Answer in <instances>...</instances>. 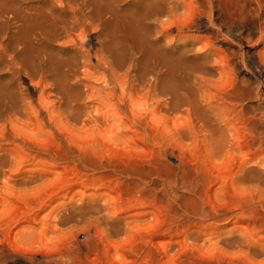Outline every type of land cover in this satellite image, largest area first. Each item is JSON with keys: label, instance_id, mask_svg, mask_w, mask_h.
I'll list each match as a JSON object with an SVG mask.
<instances>
[{"label": "rangeland", "instance_id": "374dc122", "mask_svg": "<svg viewBox=\"0 0 264 264\" xmlns=\"http://www.w3.org/2000/svg\"><path fill=\"white\" fill-rule=\"evenodd\" d=\"M98 1L100 6L97 5V12L95 11L90 18V20L92 19L90 21L92 26L86 29L84 33L86 34V38L81 43L85 44L83 48L91 54L98 47L95 39L97 36L101 37V39L105 40V45L107 44L106 46L113 50V55L104 57H107L106 62L110 63V67L114 69L115 73L118 76L123 75L122 78L125 77V74L131 75L129 80H133L134 78L139 82L144 83L145 81V85L155 83L156 81L154 82L153 80L157 77L156 73L159 74L165 70V73L168 75L163 74L165 75L163 76L165 78L163 90L165 87L168 89L173 88L175 95H177V99L173 103L177 106L174 105L171 108V104H169L165 107L162 101L168 100L169 96L163 94L164 97L158 96V99L161 100V105L157 107V111L159 112L157 119L153 118L152 113L147 116L146 120L148 121L146 123L149 124V127L158 129L163 137V142L161 141V147L158 150L150 144L143 145V142H141L135 131L124 126L117 125L115 126L116 128L113 126L115 129L112 127L110 130L107 127H103L100 129H103V133L101 134L97 133V130L95 132L91 131L90 134L89 132L84 133L82 120L87 115H93L96 108L92 106L97 107V102L95 103V100L91 99L90 102L84 95L83 99L85 97L87 100L84 99L82 102H79V104L84 105L80 107L79 116L75 117L74 111L69 110L71 109L69 106L71 104L74 105V103L64 104L66 102V98H64L66 95H62L65 90L68 92L76 91L72 87L76 88L77 91L83 90L86 92L87 88L89 89L90 87L86 84H94L95 81L92 80L98 75L94 76L95 74L93 75L92 73L96 72L91 70V73L89 70L91 75L88 73V78H86L87 74L86 76L82 75L83 73L80 74L83 68L79 67L82 71L78 69L77 76H74L76 80L72 76L68 80L64 78L62 80V84L64 83L62 87L70 89L67 88V90L65 88L64 91H61V97L64 100L58 101L53 96V98L51 97V99L49 98L50 100H47L51 104L45 102V110L47 108L48 114L54 115L52 119L54 118L55 120L56 117L58 119L59 115H62L61 119H59L60 121H58H63V123L58 124L59 127L57 126V129H55L57 133L51 127L48 130V125L44 121V123L42 122L41 117L35 119L34 114L30 116V122H28L25 115L13 112L11 109L14 108H11L9 105L11 103L15 105L16 102H19L17 100H19L18 92L20 93V91L17 90H20L22 87L28 93L29 98L27 101L32 104L34 110L37 109L38 111L39 108H36L35 104L38 97V89L34 90L29 85L30 82L25 75L22 74L19 75L20 78H16L11 75L8 69H5L6 67L8 68L7 62H4L7 59L6 57L13 55L11 52V45L13 44L10 41V36L13 39L14 28H11L9 25V30L5 29L3 31L1 27L0 47L6 50V56H1L0 60V103L2 99L4 101L0 105L3 109H0V116L2 112L3 116L1 117H4V115L6 117L9 113L16 114L13 115L19 124L27 123V129H29L27 130L28 135L33 140L39 142L40 148L53 155L60 156L62 155L61 150L74 149L76 145L79 146L86 143L96 145L98 143L99 151L95 149L98 154L95 153L94 157L92 154L87 155L88 157L91 155V159L93 157L92 160H96V157L100 159L96 160V162H102L103 168L97 173L87 172L86 178L89 179L87 181L83 178V174L79 173V169L71 163L63 167L58 166V168H50L42 164L43 167H41L38 164L30 170L29 174L25 173V169L23 168L20 172L13 170L12 174L9 162H6L0 169V240L2 239V243L0 244V264H264V207L258 202H254L253 204L249 200L248 188L254 185L253 182L240 184L237 191H232L231 186L227 185L217 194L215 199H211L212 201L210 200V202L204 199L203 203H199L198 207H195L191 203H183L184 200L192 198L193 193L198 190V186L190 178L189 171L193 160L192 153L194 152L192 126L195 124L202 125V123H197L194 120L200 114H202L200 116L202 118L200 119L203 120L204 118L203 121L213 125L209 129L202 128L201 130L204 129L203 131L207 132L204 134L202 131L200 136H209L211 132V134L215 135L216 139L231 142L235 137L241 136L240 117L238 116L239 114L241 115L239 113L241 109L240 104L243 105L244 109L242 113H245L246 117L254 116L261 121L258 122L260 136L256 140L254 148L261 149L260 155L264 159V101L260 98V95H264V66L256 58V52L260 51L261 47L249 42V40L254 42L258 38V27L264 28V0H211L210 24L208 23L206 14L203 13V11H208L207 8H204L203 1L193 0L197 2L195 3V7L198 8L200 5L201 8L197 9L193 16V21L188 24L189 27L187 25V27L183 28L182 35L185 41H187L184 42L182 39L176 40L168 47L162 41L156 44L153 42V39L151 40L152 42L150 40L148 42L147 39L146 41L151 44L147 45L145 36H150L154 32L152 28L153 21L140 20L141 7L139 4L130 3L133 5H125L127 4L126 0H114L113 3V0L110 2ZM10 2L14 3V0H9L8 4ZM13 3L5 6L7 8L5 9L7 10L6 12L13 11ZM37 4L32 3L35 6ZM119 8L120 10L122 8V10L120 11ZM123 10L125 12L121 13ZM182 12V9H179L177 14L181 18L177 17V19L179 20L180 18L183 21L185 19L184 17L182 18ZM119 14L120 16H118ZM126 14L135 17L137 15V18L132 16V20L131 16ZM5 17L10 18L7 14H5ZM1 20L5 21V18ZM185 22L183 21V23ZM140 24L143 27L145 26L144 29ZM140 27L142 28L140 31L143 30L145 32L141 33V36L143 37L144 34L145 36L141 39L142 37L139 35L138 39L140 38V40H138L136 36L140 33L137 34L136 31ZM30 28L33 27L31 26ZM168 35H171L170 37L177 35L175 27L170 29ZM133 37H136L135 43L139 42L138 44H133L135 40H132ZM119 40L120 44L117 42ZM198 40L209 43L213 51L211 54L213 55L203 56L202 53H204L205 49L200 47L202 44L198 43ZM35 41L39 45H36ZM143 41L144 43H142ZM65 42L66 40L64 39H58L50 44H47V42L41 44L37 38L32 39L30 43H32L33 48L28 49V56H31H29V59L34 58V60L32 59L34 65L38 57L39 60L42 58V61L44 58H47L51 63L56 58H66L70 55H68V50L62 47L65 45ZM192 42L193 44H191ZM140 43L145 46H139L141 45ZM132 44L134 46L138 45L136 47H142L140 50L137 48L140 52ZM152 45L154 48H151L153 47ZM58 46H61L63 50ZM130 46L132 47L130 48ZM158 49L161 51L166 49L167 52L163 50L165 53L159 54L161 51ZM114 50L115 53L118 51L120 56L118 60L116 59L118 56L114 53ZM125 51L126 53L122 57L121 54H124ZM195 51H198V53ZM181 52L185 55H182ZM188 52L195 55H189ZM50 53H52L53 57L55 56V59L49 56ZM147 53L150 54L147 55ZM168 53L170 56H167L169 58L174 57L175 61L164 58L167 57L166 54ZM216 53L220 57L224 55L229 56L228 61L232 66L233 78L237 79L239 81L238 86L247 90L251 96L245 99V101H238L239 104L234 111L228 105V102L226 103L223 100L226 103L225 105L222 104L224 103L222 101L217 102L220 99L217 96V88L214 89L212 83L218 80V76L216 72L212 70L208 71V69L206 70L203 67L205 63L208 62L210 64L213 62L212 59ZM38 54H42V56H38ZM142 54L147 58L151 54L153 55L146 60L147 58L144 56L146 59H143ZM156 54L157 56L155 57ZM161 55L162 57H160ZM92 56L93 53L90 55L89 62L91 65H94L95 62L93 60L95 61V59ZM47 59L43 62H46ZM168 59L169 61H167ZM194 59L198 60V63ZM144 60L147 62L153 61L154 65L151 64L153 68L150 66V63L147 64ZM158 60L159 63L157 62ZM206 60H210V62H206ZM120 61L123 62L118 63ZM143 62L150 66H148L149 70L145 69L147 66ZM168 62L175 68L173 69L170 66L171 71L174 70V72L172 71L173 73L169 70ZM33 65L31 64V66ZM165 66L168 67V70ZM142 68L145 69V72H142L144 71ZM141 72L144 73L143 75H146L144 77L143 75L141 76ZM154 76L155 79H153ZM36 79L34 78V80ZM49 79L51 80L50 77ZM49 79L46 81L48 84H50ZM78 79L80 80L78 81ZM202 81H205V83ZM73 83L77 86L75 87ZM95 84L92 87L95 86L96 89L101 88L99 82L97 84L96 81ZM83 86H86V88ZM97 86L99 87L97 88ZM167 88L165 89V93L168 91ZM198 89L201 90V93ZM116 91L119 94L117 89ZM6 93L9 95H6ZM223 93L227 94V97L233 96V90L230 87L224 88ZM8 101L10 103H7ZM196 102H198L199 106H197ZM216 102V105L212 104ZM57 103L62 105L59 106ZM193 103L196 105H193ZM5 104H9L7 108L11 109H7ZM17 104L19 103H16V106L19 107L20 105L18 106ZM48 104L51 107L49 106L48 108ZM57 105L59 108H57ZM66 105L69 108V112L66 111L67 108H64ZM60 107L62 110H60ZM194 107L197 109L194 110ZM144 108L143 106L139 110H143ZM58 109L62 113L65 109L64 111L67 112L68 116L60 113ZM148 109L150 108H145V111H147L142 112V114L148 115L151 112ZM8 110L11 111L7 113ZM55 110L59 111V114H56L57 111L55 112ZM193 111H196V115ZM197 111L200 114H197ZM63 116H66L67 119L63 118ZM63 119H66V122ZM171 119L176 121L178 128V133L173 139L171 138V134H169L171 133ZM89 128L91 130L94 129L92 126H89ZM40 130L44 131V133L39 132ZM121 134H125L126 139H116ZM34 136L36 137L34 138ZM244 159L245 157H239L238 162H242ZM214 165L219 168L226 167L219 160L215 161ZM260 165L262 167L258 165L259 169L264 170V160ZM26 169L28 168L26 167ZM23 175L26 176L24 177ZM28 176L31 177L29 178V183L24 180ZM94 176L97 180L92 183L90 179H93ZM20 181L23 183L21 184ZM183 204H187L188 207L196 210V213H199L202 208L207 211L212 210L211 212L222 215L224 219L214 222V224L210 223L204 217H195L187 214ZM172 212L175 213L174 217ZM183 227H189L187 234L190 233L191 236V242L187 243L186 241V245L182 243L184 240V235L181 234ZM182 244L186 248H182ZM180 245L181 247L179 248Z\"/></svg>", "mask_w": 264, "mask_h": 264}, {"label": "bare ground", "instance_id": "6f19581e", "mask_svg": "<svg viewBox=\"0 0 264 264\" xmlns=\"http://www.w3.org/2000/svg\"><path fill=\"white\" fill-rule=\"evenodd\" d=\"M103 1H105V2L109 1L110 2L112 0H103ZM202 1H203L202 3H203L204 8H207V10H208V11H203V13L206 14V16L208 18V23L210 24V11H211V7H212V1L211 0H202ZM8 2H9V0H0V4H1V6H0L1 7V9H0V28L2 27L1 29L3 31H5V29L9 30L8 27H10V26H11V28H14L13 39L10 36V41L13 44V45H11L12 46L11 52L13 55H11V56L8 55L6 57L7 59L4 62H7L8 68L6 67L5 69L6 70L8 69L11 72V75L13 77H16V78H20L19 75H22V74L25 75L30 82L29 85H31L34 88V90L38 89L37 90L38 91V97H37L35 104H36V108L38 107L39 110L38 111H37V109L34 110L32 104L27 101V99L29 98L28 93L26 92V89L24 90V89H22V87H21V89L19 88L20 90H17V91H20V93L18 92V94H19L18 99L19 100H17L19 102L12 100L13 102L19 103L17 105L18 106L20 105V106L17 107L16 103H15V105L14 104L12 105V103H11V105L7 104L11 108L12 107L14 108V109H11V108H7V105L5 104L6 105L5 107L7 109H11V110H13V112H16L17 114L25 115L28 119V122H30V116L33 114L35 115V119L41 117L42 122L44 121L48 125V130H49V127H51L54 129V132H56L55 129H57L58 124L63 123V121L59 122L60 121L59 119H61L62 115L60 114L61 116L59 115L58 119H56L57 117L55 118V120H54V118L52 119V117H54V115L51 113L50 114L53 116L49 115L48 114L49 112H47V108L45 110V107H44L45 104L49 102L47 100H50L51 97L53 98V96L55 98H57L58 101H60L61 99L64 100V98H66V102L63 101L64 104L74 103L75 106L73 104H71L69 106V108L71 107V109L67 108V105H66V107H64V106L63 107L67 108L66 111H68V112H69V110L74 111V113H75L74 116L77 117V116H79L78 112L80 111V107L84 105V104H82V105L79 104V102L80 101L82 102V100L85 99V97L83 99V96L85 95L86 98H88V100H90V99L93 101L95 100V103L97 102L98 106L97 107L92 106V107L96 108V109L93 108L95 110L93 115L92 114L89 116L87 115L86 118H84L82 120L83 121V126H82L83 128L82 129H83L84 133L89 132V134H90L91 131L95 132V130H97L98 131L97 133L101 134V133H103V131H102L103 129L100 130L101 128L107 127V129L110 130L113 126L115 127V126L119 125V126H124L126 128H129L130 130L135 131V133L139 136L141 142H143V145L150 144L153 147H156L155 149H157V150L161 147V141H162L163 137L160 134V131L156 128L149 127V124L146 123L148 120H146V119H147V116H149V114H151V113H152L151 115L153 116V118L157 119V114L159 113L157 111V107L159 105H161V100L158 99L159 98L158 96H160V95L163 96V94L165 96L168 95L169 96L168 100L166 99V100L162 101V103L165 107L168 106L169 104H171V108H172V107H174V105H176L173 102L176 101L175 99H177L176 98L177 95H175V92H174L173 88H171V87H170L171 89H168L167 87H165V89L166 88L168 89V91L166 93H165V89L163 90V86H164L163 83L165 81V78L163 77L165 75H163V74L165 73V70L162 73L161 72L159 74L156 73V75H157L156 79H155V76L153 78V79H155L153 81L154 82L156 81L155 83L149 84L146 81L149 85H145L144 80H143L144 83L139 82L137 79H134V78H133V80H129V77L131 75L128 76V74H125L124 78H122L123 75L118 76L115 73L114 69L110 67V63L106 62V58L109 57L108 55H111V54L113 55V50H111L109 47H107L106 46L107 44L105 45V43H104L105 40L101 39V37H98V36L95 39L98 47L96 49H94L93 52L91 51L93 53V56H94V57L93 56L92 57L95 59V61L93 60V62H95V63H94V65H91V63L89 62V58H90V55L92 53L90 52L91 54H89V51L85 50V48H83L85 44L83 45L81 43H82V40H84V38H86L85 37L86 34H84L86 32V29H89L92 26L91 25L92 23H90V21L92 19L90 20V18H91V15L97 10L96 9V7H98L97 5L100 4V3L98 4V2H99L98 0H14V3L10 2V3H13L12 9L14 12L13 11L12 12H10V11L6 12L7 10H5V9H7V8L5 6L10 4V3L8 4ZM100 2H102V1L100 0ZM113 2H114V0L112 1V3ZM32 3H38V4L35 6V5H32ZM126 3L127 4H125V5H128L130 3L139 4L141 7L140 16L138 15L140 17V20L144 19V21L145 20L153 21L152 28L154 29V32L151 34L149 33L150 36H145V34H144V36L146 38L145 41L148 39L147 41L149 42V40L151 41L153 39V42H155L156 44L159 43L160 41H162L165 43V45L167 47L169 45H172L176 40L178 41V40L182 39V41H184V42L187 41V40L185 41L184 36L182 35L183 28L187 27V25L193 21V16L196 13L197 9L201 8L200 5L198 6V8H196L195 3H197V2L193 1V0H126ZM258 8L260 9L259 5H258ZM109 9H111V8H109ZM179 9H182V11H183L181 13V15H182V18L184 17L185 20H183V21H186L185 23H183L182 19L180 20L181 16H179L177 14ZM119 10H120V8H119ZM121 10H122V8H121ZM109 11H111V10H109ZM123 12H125V10H123L121 13H123ZM5 14L9 15L10 18L9 17L6 18L7 16L5 17ZM112 14H114V13H112ZM120 14L118 16H120ZM126 15H129V14H126ZM129 16H131V15H129ZM132 16H131V19L133 20ZM123 17H125V16H123ZM133 17L137 18V15H136V17L135 16H133ZM177 17H180L179 20L177 19ZM2 18L3 19L5 18V21L3 20L4 25L2 24L3 23V21L1 20ZM228 18H229V15H228ZM119 19H121V18H119ZM123 20H125V19H123ZM138 20H136V21H138ZM177 21H179L180 24H179V22L177 23ZM125 22H126V20H125ZM118 23H119V21H118ZM119 24H121V23H119ZM136 24H138V23H136ZM131 25H134V24H131ZM31 26L33 28H30ZM138 26H139V24H138ZM140 26L143 27L141 24H140ZM263 26H264V22H263ZM141 27L139 29H137V31H136L137 34L140 33L138 35L136 34L137 39H138L139 35H140V37H142L141 33L142 34L145 33L143 30L140 31V29H142ZM144 27H143V29H144ZM173 27H175V29L177 31V35L175 37H170L171 35L169 36L168 34H169L170 29ZM188 27H189V25H188ZM187 29H189V28H187ZM257 29H258V35H259L258 38L254 42H252L251 40H249V42L254 44L255 46L261 47L260 51L256 52V56H257L256 58L264 66V28L261 29L260 27H258ZM146 30L147 29H145V31ZM132 31H134V30L132 29ZM10 32H12V31H10ZM136 32L134 31V33H136ZM147 32H148V30H147ZM87 34H88V32H87ZM144 36L141 39H143ZM126 37H128V36H126ZM35 38H37V40L40 41L41 44H44L46 42H47V44H50L51 42H55L58 39L66 40L65 45H63L62 47L64 49L68 50V55H70V56H67L66 58L61 57V58L55 59L54 58L55 56L53 57L52 53H50L49 56H52L53 59H55L54 62L51 63L46 58L48 61V63H46L47 61L43 62L44 60H46L44 57H43L44 58L43 61H42L41 57H40L41 60H39V57H38L35 64L33 65L34 62H32V59L34 60V58L29 59L30 55L28 56V52H29L28 49H31V47H32V43H30V41H32V39H35ZM135 38L133 37L132 40ZM105 39H107V38H105ZM138 40H140V38ZM113 41H111L112 44L115 43V41H114V43H113ZM135 41H136V39L134 40V42L132 41L133 44L137 43V42L135 43ZM117 42L119 43L120 40ZM128 42H130V41H128ZM148 42H147V45L148 44L151 45ZM193 42L191 44H193ZM34 43H36V41ZM123 43H125V42L123 41ZM142 43H144V41ZM198 43L202 44V46H200V47L205 49V51H203L200 48L204 52V53H202L203 56H207L209 54L213 55V54H211V53H213V51H212L209 43H206L204 41L202 42L201 40H198ZM133 44H132V46H134ZM36 45H39V44L36 43ZM116 45H118V44H116ZM132 46H130V48ZM136 46H138V45H136ZM136 46H134L135 49L139 48V50H140V48H142V47H136ZM139 46L144 47L145 45L141 44ZM188 46H190V45H188ZM58 47L61 48V46H58ZM175 47H177V46H175ZM180 47H181V45H180ZM121 48H122V46H121ZM151 48H154V46ZM118 49H120V48H118ZM155 49H157V47H155ZM189 49H191V48H189ZM61 50H63V49L61 48ZM139 50L137 49L138 52H140ZM158 50L161 51L160 49H158ZM163 50H166V49H163ZM163 50L159 54L164 52ZM5 52H6V50L0 47V60H1V56H6ZM152 52H153V50H152ZM165 52H167V50ZM195 52L198 53V51H195ZM114 53H115V50H114ZM125 53H126V51L124 52V54L122 53L121 56L123 57V55H125ZM143 53H144V51H143ZM169 53L166 54V56L169 55ZM181 53H182V55H185V54H183V52H181ZM115 54H117L118 58L116 57V59L118 60L120 58L118 51ZM149 54L147 53V55H149ZM153 54H151V56ZM188 54H189V52H188ZM190 54H192V53H190ZM65 55H66V53H65ZM142 55H143V59L147 58L144 54H142ZM162 55H164V54H162ZM162 55L160 57H162ZM192 55H195V54H192ZM38 56H42V54L41 55L38 54ZM104 56H107V57H104ZM136 56H138V55H136ZM144 56L146 58H144ZM151 56H149L148 58H150ZM156 56H157V54L155 55V57ZM214 56H215L214 57L215 59L211 58L213 60V62H211L212 65H210L211 63L208 64V62H207V61L210 62V60H206L207 63H205L203 67H205L206 70L208 69V71L212 70L213 72H216V74L218 76V78H217L218 80L215 81L214 83H212L214 89L217 88V92H218L217 96L220 99L217 102H219V101H222V102L225 101L226 103L228 102L229 103L228 105H230L234 111V109L239 104L238 101H243V100L245 101V99L250 98L251 97L249 95L250 93L247 90L242 89L241 86L239 87L238 86L239 81L237 79L233 78L232 66L229 64V61H228L229 56L224 55L223 57H220L217 53H216V55L214 54ZM200 57H202V56H200ZM48 58H50V57H48ZM148 58L146 60H148ZM164 58H169V57L167 56ZM164 58H163V60H164ZM130 59H132V58H130ZM169 59L170 60L173 59V61H175L174 57L173 58L170 57ZM169 59L167 61H169ZM181 59H183V58H181ZM197 59H199V58H197ZM159 60H160V58H159ZM159 60L157 61L158 63H159ZM176 60H177V57H176ZM167 61L165 60L166 63H167ZM195 61L197 62L198 60H195ZM114 62L116 63V61H114ZM121 62H123V61H120L118 63H121ZM145 62H147V61H145ZM145 62H143V63L146 64ZM152 62L153 61H149V62H147V64L150 63V66H151V64H153ZM165 62H164V64H165ZM170 62H168V64H169L168 67H169V70L171 71V67H173V69H175V68L173 65L172 66L170 65L171 64ZM42 63H44V64H42ZM143 63H142V65L144 66ZM158 63L155 62V64L157 66H159ZM199 63H201V62H199ZM31 64L33 66H31ZM147 64L145 65L147 67L146 68L144 67V68L149 70L148 68L150 66ZM111 66H114V65H111ZM162 66H164V65H162ZM79 67L83 68L82 70L84 72L81 69H79ZM151 67L153 68V66H151ZM165 67L168 70V67L167 66H165ZM200 67L202 68V66H200ZM144 68H142V70H144L142 72H145ZM162 68H164V67H162ZM78 69L82 71L80 74L83 73L82 75H85V76L87 74L86 78H88V73L90 74L89 70L90 71L94 70L97 74L92 73V71H91V73L93 75L95 74L94 76H96V75H98V76H96L97 78L95 77L96 80L93 79V77H92L93 75L91 76L93 80L88 79L90 81L92 80L95 82H94V84H90V83L86 84V85L90 86L89 89L87 88L86 92H84L83 90L77 91L76 88H73L72 86H70V87H72V89L76 90L74 92L70 91L71 92L70 93V92L65 90L66 87L65 88L62 87L64 85V83L62 84V80H64V79L68 80L70 76L75 78L74 76H77V72H79ZM172 71L174 72V70H172ZM143 74L144 73H142L140 75L142 76ZM145 75H143V77ZM166 75H168V74H166ZM78 76H80V75H78ZM49 77L51 78V80L49 79ZM34 78H37V79L34 80ZM81 78H83V77H81ZM47 79H49L50 84H48V82H46V81H48ZM75 80H76V78H75ZM79 80L80 79H78V81ZM84 80H86V79H84ZM197 80H198V78H197ZM51 81H52V83H51ZM96 81H97V84H98V82L101 84V85L99 84V86L101 88H98L99 86H97L98 89H96L95 86L92 87V85H96L95 84ZM170 81H172V80H170ZM63 82H65V81H63ZM202 82L205 83V81H202ZM69 83H70V81H69ZM68 85H66V86H68ZM73 85L75 87L77 86L74 83H73ZM202 85H204V84H202ZM16 86H18V85H16ZM197 86H198V83H197ZM226 87H230V89L233 90V96L227 97V94L223 93V90ZM84 88H86V86ZM116 89L119 91V94L116 93L117 92ZM13 91H15V90H13ZM61 91H64V93H62V95H64V94L66 95V96L64 95L65 97L63 96L64 98L61 97ZM199 92L201 93V90H199ZM7 94L8 93H6V95ZM57 95H59V97H57ZM139 96H142V97H139ZM260 98L262 99V101H264V95L263 94L260 95ZM57 99H55V100H57ZM216 99H218V98H216ZM85 100H87V99H85ZM91 100H90V102H91ZM201 100H202V98H201ZM2 101H3V99H2ZM2 101H1V103H4V101L3 102ZM214 101H216V100H214ZM217 102L212 103V104L216 105ZM225 102L222 104L225 105L226 104ZM1 103H0V105H1ZM7 103H10V101H8ZM20 103H22V104H20ZM60 103H57V104L59 105ZM196 103H197V106H199L198 102H196ZM61 105H59V106H61ZM193 105H196V104L193 103ZM49 106L51 107V105L48 104L47 107L49 108ZM59 106L57 108H59ZM143 106L145 108H150V109H148V111L151 110V112L150 113L147 112L148 115H145V113L142 114V112L147 111V110L145 111V108L143 110H139ZM240 107H241V109H240L239 113H241V115L238 113L239 114L238 117H240L239 122L241 125V136L235 137V139H233L231 142H226V141L221 140V139H216L214 137L215 135L211 134L210 131H209L210 135L207 133L209 136H205V135L200 136L201 132L205 128L209 129L210 127H213V125L209 124V122L207 124L205 121H203L204 118H203V120L200 119V118H202V117H200V116H202V114H200L199 111H197V114H200V116L196 117V119H194V120H196L197 123H200V124L202 123V125L195 124L192 126V133H193L192 145L194 147V152L192 153L193 154V160L191 162V168H190L189 173H190L191 180L198 186V190L195 193H193L192 198L184 200L183 203H188V204L191 203L195 207H198L199 203H203L204 199H206L209 202L211 199H213V198L215 199L217 194H219L223 190V188L227 185L231 186L230 188H231V190L233 189L232 191H237V188L239 187L240 184L243 185L244 183H247V182H253L254 185H252L251 187L248 188V192L250 195L249 200L253 204H254V202H258L260 205H262L264 207V170L259 169V167L262 165V164L260 165V163L264 159H262V156L260 155L261 149L260 148H258V149L254 148L255 142H256V140H258V137L260 136L259 129H258V122H261V121L258 120L257 118H255L254 116L246 117L245 113H242L244 106L240 104ZM17 108L18 109L21 108V109L18 110ZM0 109L3 110L1 108V106H0ZM52 109H50V110H52ZM163 109H165V108H163ZM196 109L197 108H195L194 110H196ZM60 110H62V108ZM64 110H63V113L66 114L67 112ZM167 110H168V108H167ZM10 111L8 110L7 113ZM52 111H54V110H52ZM56 111L57 110H55V112ZM59 111H57L56 114H59ZM55 112H53V113L55 114ZM195 112L193 111V113H195ZM60 113H62V111H60ZM13 114L14 113H9L6 115V117L4 115V117H5L4 118V117H1V116H3V112H2V115L0 116V169L6 162H9V166L11 168L12 174L14 171L20 172L22 168L25 169V173L29 174L30 170L33 167H35V165H38V164L41 167H43L45 165L46 167H50V168L51 167L52 168H56V167L58 168V166L63 167V166H66L67 164L71 163L77 169H79V173L83 174V178H85L87 181H89V179L86 178L87 172L97 173L103 168V165L101 164L102 162L101 163L96 162V160L98 161L100 159H97V157H96V160L95 159L92 160L94 157V154L96 153V150L99 151V147H98L99 145H97L98 143L95 142L98 149L96 148L95 144H94L95 145L94 146L92 143L91 144L90 143H86V144L83 143L84 145H79V146L76 145L74 147V149H72V148L63 149L64 146L61 147L63 150H61L62 155H60V156L47 153L43 150V148H40L41 146L38 145L39 142L37 140L36 141L33 140L28 135L27 130H29V129H27V123L26 124H23V123L19 124L18 120L14 116L16 114H14V115ZM223 114H225V113H223ZM195 115H196V113H195ZM66 116H68V115L66 114ZM66 116H63V118L65 117L67 119ZM225 116H226V114H225ZM193 117H194V115H193ZM158 118H159V115H158ZM220 118H221V116H220ZM66 119H63V120H65V122H66ZM75 119H77V118H75ZM68 120H69V117H68ZM196 121H195V123H196ZM62 125H64V124H62ZM89 126L90 127L92 126L94 129L91 130L89 128ZM202 128H204V129L201 130ZM211 129L213 130V128H211ZM99 130L102 132H100ZM170 131H171V133H169V134H171V138L173 139L175 137V135L178 133L176 121L174 119H171V130ZM39 132L44 133V131H41V130ZM205 132H207V131H205ZM205 132L203 131L204 134H205ZM42 133H39V134H42ZM35 137L36 136H34V138ZM116 139H126V135L121 134V136L119 135ZM87 154H92V156H93L92 159H91V155H90V157H88ZM96 154H98V153H96ZM86 156L90 160L85 158ZM239 157H245V159L242 160V162H238ZM98 158H100V157L98 156ZM218 160H219V162L221 161V164L225 165L226 167H222V166H221L222 168H219L218 166L216 167L214 165V162L218 161ZM258 165H259V167H258ZM26 167L28 169H26ZM43 170H44V168H43ZM16 175H18V174L16 173ZM14 177H16V176H14ZM17 177H19V176H17ZM10 178H8V179H10ZM29 178H31V177L28 176V177L24 178V180L28 181V183H29ZM96 180H97V178H95V176L93 179H90V181L92 183H94ZM25 181H24V183H25ZM20 182H21V184L23 183L22 181H20ZM220 195L222 196V194H220ZM183 206H184L185 212L187 214L195 216V217H204L205 220H207L208 222L213 223V224H214V222L221 221L224 219V217L222 215H219L215 212H211L212 210L207 211L204 208H202L199 213H196V210L192 209L191 207H188L187 204L186 205L183 204ZM172 213H173L172 215L174 217L175 213L174 212H172ZM188 229H189V227H187V228L183 227V229H182L183 231L181 234L184 235V240H183L184 242L182 241V243H184V244L186 241L188 243L191 239L190 233L187 234ZM1 240H0V244L2 243ZM178 244H180V243H178ZM185 245H183L184 247L182 246V248H186ZM180 247H181V245L179 246V248ZM0 259H1V255H0Z\"/></svg>", "mask_w": 264, "mask_h": 264}]
</instances>
